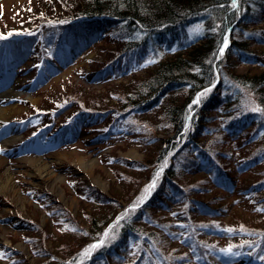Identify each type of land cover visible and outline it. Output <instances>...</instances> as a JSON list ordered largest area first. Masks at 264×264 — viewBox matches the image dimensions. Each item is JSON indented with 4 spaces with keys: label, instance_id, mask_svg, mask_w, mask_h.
<instances>
[{
    "label": "rangeland",
    "instance_id": "obj_1",
    "mask_svg": "<svg viewBox=\"0 0 264 264\" xmlns=\"http://www.w3.org/2000/svg\"><path fill=\"white\" fill-rule=\"evenodd\" d=\"M59 1L63 4L58 5L57 0H0V36L4 37L0 39V74L5 77L0 80V91L10 90L9 95L0 96V106L17 107L0 118V253L3 255H0V264H46L48 259L54 261L58 256L66 264L78 254L81 257L89 249V242L82 244L81 240L91 224L96 226L98 217L106 215L108 220L112 215L115 218L122 211H130V205L138 203L146 193L157 169L168 162L177 170L173 179L185 197L197 198L221 212L217 215L218 211H206L209 215H203L192 210L193 221L201 224L199 231L185 236L184 227L179 224L170 227L175 233L172 238L164 237L165 245H161L164 253L177 249L174 253L182 260L177 259L173 264H237L238 255L232 257L223 251L226 246L239 251L249 237L232 236L231 230L245 226L255 230L264 228V213L251 210L250 202L237 200L239 188L258 178L254 173L263 169L264 157L251 168L240 165L237 159L258 147L264 149V137L241 146L244 133L220 129L231 116L221 120V106L200 113V104L194 114L208 120L204 132L196 138L194 128L189 129L193 137H187L188 132H170L173 124L166 121L169 116L164 107L170 104L176 109L187 91H175L168 84L155 104L143 112H127L128 108L119 109L116 103L133 87L143 86L158 62L176 53L185 54L193 45H198V40L193 45L191 42L199 35L202 22L181 25L158 41L152 33L147 43L128 51L126 58L122 53L117 54L115 42L125 33L115 31L117 27L94 24L86 29L89 32L72 34L64 26L42 25L41 28L40 21L65 14L73 3H78V0ZM29 4L32 6L26 8ZM34 28L35 33L30 31ZM245 28L262 31L264 18L257 25ZM1 31L11 35L4 36ZM235 36L240 37L238 33ZM260 43L250 41L247 48L248 57L256 56L257 62L224 55L221 59L224 78L239 81L241 73L263 70L264 42L260 40ZM127 62L129 65L125 67ZM219 87L201 98L219 94ZM256 95L241 87V97L234 107L244 112H260L264 119V104L256 100ZM187 101L181 116L187 111ZM57 105L52 115L46 111ZM113 114L118 116L116 120L124 116L116 126V122L110 121ZM100 124L106 127L100 128ZM254 129L255 125L249 128ZM247 130L246 127L244 132ZM164 134L176 136V145L165 147L159 154V140ZM198 146L218 161L211 173L193 163ZM220 169L233 178L234 185L229 184V189L214 183L212 173L217 174ZM181 198L173 206L179 214L189 207ZM169 203L173 205L172 200ZM149 204L146 212L151 214L153 222L138 223L145 231L159 234L158 226L173 219L182 220L176 213L173 216L169 210L159 207L153 199ZM187 221L188 218L184 220ZM116 224L115 221L108 226L102 224L99 231L111 239L117 234ZM220 227L225 229L224 235ZM256 240L248 249H252L254 256H263L260 244L264 237L259 242ZM136 243L142 247L143 240ZM125 247L119 249L124 256L113 263L147 264L134 257L135 249ZM184 251L185 255L180 256ZM46 253L49 258L45 257ZM157 263L161 264L159 260Z\"/></svg>",
    "mask_w": 264,
    "mask_h": 264
},
{
    "label": "trees",
    "instance_id": "obj_2",
    "mask_svg": "<svg viewBox=\"0 0 264 264\" xmlns=\"http://www.w3.org/2000/svg\"><path fill=\"white\" fill-rule=\"evenodd\" d=\"M179 2H174L172 0H78V3H73V6L67 13H60L56 15L58 18H51L55 21H50L51 19L49 16V18H47L48 20L40 21L38 25H40L41 28H43L42 25H47L46 27L50 25L53 27L64 26L67 27L68 30H72L71 34L79 33L83 30L89 32L90 30L86 29L95 26L94 24L99 26L106 24L111 28L117 27L118 29L115 31L119 30L120 32L124 30L125 32L118 37L119 42H115L116 49H118L117 54L122 53L127 56L128 51L146 42L152 33H155V37L153 38L158 41L162 39L164 34L173 31L181 25L194 21L202 22L203 27L197 38L193 40L191 44L193 45L197 40L201 43L198 42V45H193L185 54L176 53L170 59L158 62L151 78L145 80L143 86L133 87L123 95L122 100L116 101L120 106L119 109L128 108L129 110L127 112L131 113L143 112L155 104V99L161 93L164 86L168 84V86L171 85L175 91L181 89L187 91L183 101L176 106V109H174V105L171 107L170 104L164 107V112L168 113L169 116L166 121L173 124V127L169 130L170 132H174L175 130L177 132H188L186 136L190 137L192 134H190L189 129L194 128L193 136L195 138L198 137L199 134L204 132L208 120L195 117L194 113L196 111V106L197 109L200 105L202 106L200 108V113L204 111L207 113L210 109L212 110V108H217V106L219 108L221 106V120H223V117L225 119L226 115H230L231 118L226 119L222 123L220 129L222 128L228 132L233 131V133H244L241 146L256 142L259 138L263 139L264 119L262 118V113L250 110L244 112L241 108H235L234 106L238 103L239 97H241V87L255 92L257 94L255 97L256 100H259L262 105L264 104V69L254 74L241 73L240 80L235 81L224 78L223 72L221 71V59L224 55L231 57H235L236 55L240 57V60L251 63L257 62L256 56L254 58L251 56L248 57L247 48L251 45L250 41L256 42L257 45L261 44L260 40L264 42V29L261 31L260 29H247L245 27L249 25L255 26L264 18V0H235V3L234 0H179ZM57 4L63 3L57 0ZM31 6L32 5L29 4L26 8ZM58 7L59 6H57V8ZM33 30L31 29L30 31L35 33V28ZM1 33H3L4 36L11 35L8 32L1 31ZM235 33H238L240 37L236 38ZM113 37L117 39L115 33ZM225 37H227V47L223 55H220L219 49L223 47ZM59 48L62 47L60 46ZM47 56L48 55H45V58L48 60ZM115 58L118 57L115 56ZM126 58H128V56ZM47 62L51 63L49 60ZM128 65L129 62L125 64V67ZM216 87H219L221 90L219 94H212L208 99L201 98L198 104H193V100L196 99L200 93L204 92L206 89H210L211 91L209 92L213 90L214 93L215 90H217ZM202 100L204 101L203 103ZM185 101H187L188 105L187 111H185V115L183 114V116H181ZM125 105L128 106L124 107ZM190 105L191 108L189 107ZM56 108H58V105L46 111L52 115V111ZM80 108L85 110V107ZM96 110L98 111L99 109ZM100 112L104 111L100 110ZM176 116L178 119H174ZM122 117L121 119L123 120L124 116ZM114 118H118V116L113 114L110 121L116 122V126L121 119L116 120ZM171 120L173 121L171 122ZM110 121H108V123H110ZM254 125L256 129L250 131L249 128ZM100 126V128L106 127L105 124H100ZM246 127L248 130L244 132ZM114 128H112V130ZM106 130L107 128H105V132H107ZM175 138L176 136L174 135L164 134L159 140V154L163 153L165 147L168 146L169 148L171 145H174ZM195 138L194 140H196ZM194 142L196 144L198 143L197 141ZM199 148L200 146L195 150L197 153L193 163L196 162V166H203L205 170L207 169V171L211 173V169L216 167L218 161L213 154ZM262 150H264L262 147H258L257 149H253L251 154L238 157L237 160L240 165L251 168L258 161L263 159L264 153ZM226 155H228V157L230 156L229 154ZM171 163L172 162H168L165 167L157 169L156 175L153 176L150 182L151 185L155 181V187L152 188L149 193H145L138 203L130 205V211H122L117 217L114 216L115 218H113L112 215L108 220L106 219L108 217L106 215L103 218L98 217V224L96 226L91 224L92 226L88 228L86 237L83 236L81 240L82 244L89 242V249L81 254V257L78 254L76 257L72 258L71 262L66 264H115L113 263L114 261H119L124 256L119 249H124L125 246H131V248L135 249L134 253H132L134 257H139L141 261L145 260L147 264H158L157 260H159L161 264H173L177 259L179 260L178 254L174 253L177 249H173L170 254H165L161 248L162 244L165 245L164 237L170 236L172 238L173 236L174 231H172L170 227L179 224L185 228L187 232L185 236H192L196 231H199L201 225H196V222L193 221L195 216H193L192 210H197V213L203 215H209L207 212L210 211H218V215L221 211L215 210V208H209L206 203L197 198L185 197V193L180 190L182 188L179 183L173 179L177 170L172 169ZM220 170L217 174L212 173L213 179L215 180L214 183H216L217 186L224 187V189H229V184L231 186L234 185L233 178H231L225 170ZM157 173H159L158 178ZM254 174H257L256 176L258 178L248 184L246 182V185L239 188V199L237 200L239 201L241 199L244 202H250L249 204L251 207H249L251 210L264 213V194L262 195V189H264V167L260 169V172ZM160 184H162L163 187L159 188ZM259 192L261 196L258 197L257 194ZM253 194L256 198L253 197ZM180 197H185L183 202L190 207L182 211L183 214L177 213V209L173 210L174 204L180 200ZM152 199L157 202L159 207L164 210H169L172 212L173 216L176 213L177 217H180L183 221L173 219L163 226H158L161 231L159 234L150 230L145 231L140 224L142 222L146 224H151L153 222L151 214L146 212L149 210V203ZM171 200L173 205L169 203ZM187 218L188 221L184 222ZM189 218L191 220H189ZM114 221L117 223L114 229V232L117 230V234H113L112 238L108 239L107 235H104L102 232L100 233L99 230L102 224L108 226ZM139 222L141 223L138 224ZM141 229L145 232L140 231ZM220 230L222 233L225 231L223 227H220ZM163 234L164 236H162ZM231 235L238 238L249 237V240L244 242V245L240 247L239 251L241 255L238 254L239 251L236 248L230 246H226L225 250L230 248L231 251L226 252L224 250V253H227L229 256L238 255L236 257H240V259L236 261L237 264H264V259L260 258L262 255L254 256L251 251L252 249H248L252 247L255 239L258 238L256 242H259V238H261V236L264 237V228L262 230H255V228L245 226L244 228L241 227L231 230ZM141 240H143L142 247L136 246V242H140ZM95 245L98 246L93 247ZM186 247H188V245ZM260 247L264 252V242L260 244ZM185 251L180 256L185 255ZM1 254L2 251L0 255ZM262 254L264 256V253ZM95 255H97L98 258L95 257ZM45 257L49 258L50 255L46 253ZM181 260L182 259L179 261ZM59 262H61L60 264H65V260L63 261L60 256L55 258L54 261L48 259L46 264H59Z\"/></svg>",
    "mask_w": 264,
    "mask_h": 264
},
{
    "label": "snow or ice",
    "instance_id": "obj_3",
    "mask_svg": "<svg viewBox=\"0 0 264 264\" xmlns=\"http://www.w3.org/2000/svg\"><path fill=\"white\" fill-rule=\"evenodd\" d=\"M234 3H235V0H234ZM0 39H4V37H3V36H0ZM226 47H227V37H225V39H224V45H223V47H221V48L219 49V53H220V55H223L224 50H225ZM208 91H210V89H206L205 92L200 93V94L197 96V98L193 100V104H198V103L200 102L201 97L207 95V92H208ZM189 107L191 108V105H190ZM158 176H159V173H157V178H158ZM154 187H155V181L153 182V184L149 185L148 188H146V190H145L146 193H149V192L151 191V189L154 188ZM141 202H142V201H141ZM97 246H98V245H95V246H93V247H97ZM225 251H226V252H230L231 249L229 248V249H226ZM260 258H261V259H264V256H262V257H260Z\"/></svg>",
    "mask_w": 264,
    "mask_h": 264
},
{
    "label": "bare ground",
    "instance_id": "obj_4",
    "mask_svg": "<svg viewBox=\"0 0 264 264\" xmlns=\"http://www.w3.org/2000/svg\"><path fill=\"white\" fill-rule=\"evenodd\" d=\"M2 78L4 79L5 77L4 76H1L0 74V80H2ZM9 89H4L2 91H0V96H7L10 94V90L8 92ZM16 106L14 104H10L6 107H1L0 106V118H3L5 117V115H9L11 114L12 112H14L16 110ZM1 160V159H0Z\"/></svg>",
    "mask_w": 264,
    "mask_h": 264
}]
</instances>
